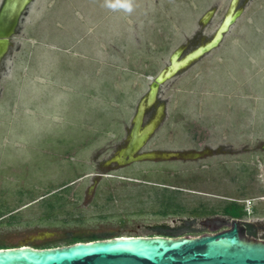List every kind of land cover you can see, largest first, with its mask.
<instances>
[{
  "label": "rangeland",
  "instance_id": "rangeland-1",
  "mask_svg": "<svg viewBox=\"0 0 264 264\" xmlns=\"http://www.w3.org/2000/svg\"><path fill=\"white\" fill-rule=\"evenodd\" d=\"M232 1L135 0L131 14L104 0L31 1L0 64V246L201 236L235 221L264 242V0H238L221 44L147 107L143 126L164 110L139 155L181 156L116 161L171 56L210 41ZM199 171L204 182L180 179ZM217 196L246 214L226 215Z\"/></svg>",
  "mask_w": 264,
  "mask_h": 264
},
{
  "label": "water",
  "instance_id": "water-1",
  "mask_svg": "<svg viewBox=\"0 0 264 264\" xmlns=\"http://www.w3.org/2000/svg\"><path fill=\"white\" fill-rule=\"evenodd\" d=\"M32 0H4L0 7V64L9 51L11 37ZM238 0H233L231 9L214 37L179 59L176 51L170 65L161 71L152 83L149 94L142 100L134 117L130 138L120 151L116 161L131 163L155 157H180L179 152L142 153V146L157 128L163 115L161 109L157 119L143 126L148 106L157 100L161 83L218 47L223 36L237 20ZM214 13L210 10L206 17ZM205 17V18H206ZM27 245L0 248V264H264V242L243 238L238 223L218 233L201 236L171 237L168 235H129L107 239L78 241L66 246L35 248Z\"/></svg>",
  "mask_w": 264,
  "mask_h": 264
},
{
  "label": "flooded vegetation",
  "instance_id": "flooded-vegetation-1",
  "mask_svg": "<svg viewBox=\"0 0 264 264\" xmlns=\"http://www.w3.org/2000/svg\"><path fill=\"white\" fill-rule=\"evenodd\" d=\"M209 152H211V151H209ZM228 152V150L226 151V149L225 148H220V149H217V151H215V153H218L219 155H221V154H226ZM192 160V161H197V162H200V161H202L203 160V156H199V155H195V156H187L186 157V160ZM117 163H118V165L119 166H125V164L124 163H120V162H118L117 161ZM202 167H203V165H202ZM197 169H201L200 167H196ZM84 177H88L87 175H82V176H79V177H77L76 179L78 180H80L81 178H84ZM181 181L182 182H185V181H191V182H194V183H198V182H204L205 181V179H206V176L202 173V172H196V174L195 175H189V177H186V176H183V175H181ZM74 182H72V183H67V184H64V185H62V186H59V187H57V188H55V189H53V190H51V191H49L47 194H45V196L46 195H49V194H57L58 193V195L60 194V191H62V190H65L66 188H68L69 186H71L72 184H74L75 183V180H73ZM214 181V180H213ZM217 197H220V198H222L223 200H230V201H228L227 202V204L229 203V202H231V201H234L231 197H225V196H217ZM226 204V205H227ZM239 226V225H238ZM240 229V228H239ZM98 239H100V238H98ZM75 243V242H74ZM41 248H45V247H41Z\"/></svg>",
  "mask_w": 264,
  "mask_h": 264
},
{
  "label": "clouds",
  "instance_id": "clouds-1",
  "mask_svg": "<svg viewBox=\"0 0 264 264\" xmlns=\"http://www.w3.org/2000/svg\"><path fill=\"white\" fill-rule=\"evenodd\" d=\"M104 5L111 10L131 14L134 11L135 0H104Z\"/></svg>",
  "mask_w": 264,
  "mask_h": 264
},
{
  "label": "trees",
  "instance_id": "trees-1",
  "mask_svg": "<svg viewBox=\"0 0 264 264\" xmlns=\"http://www.w3.org/2000/svg\"><path fill=\"white\" fill-rule=\"evenodd\" d=\"M223 210L226 215L231 216L233 218H240L246 214V210L244 207L239 205L236 201H231L227 205L223 207ZM98 239V238H95ZM78 242V241H75ZM6 246H0V248H5Z\"/></svg>",
  "mask_w": 264,
  "mask_h": 264
},
{
  "label": "bare ground",
  "instance_id": "bare-ground-1",
  "mask_svg": "<svg viewBox=\"0 0 264 264\" xmlns=\"http://www.w3.org/2000/svg\"><path fill=\"white\" fill-rule=\"evenodd\" d=\"M29 248V247H28Z\"/></svg>",
  "mask_w": 264,
  "mask_h": 264
}]
</instances>
